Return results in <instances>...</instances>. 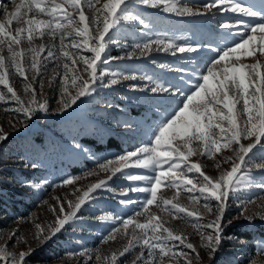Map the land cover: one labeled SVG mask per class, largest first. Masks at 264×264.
<instances>
[{
  "label": "rangeland",
  "instance_id": "1",
  "mask_svg": "<svg viewBox=\"0 0 264 264\" xmlns=\"http://www.w3.org/2000/svg\"><path fill=\"white\" fill-rule=\"evenodd\" d=\"M21 0H0V23H6L9 19L5 11L15 10ZM84 5L86 17H91L96 7H101L105 0H93L94 7L89 9L86 0H81ZM214 0H179V3L190 7L201 8L205 3H213ZM238 2L250 5L259 10L264 7V0H238ZM65 4L67 0H49V4ZM129 10L143 20V24L137 22L121 21L120 26L112 31V39L106 44L109 59L107 64H101V68L107 75L101 81L97 79L95 91L90 97H81L71 107L59 111L61 100V79L65 75L64 64L68 63L73 71L68 72L69 89L72 76H84L87 79V73L84 69L86 65L80 57L91 58L94 54L90 51L91 39L89 45H82L79 48H72V43L80 44L82 37L76 36L75 39L66 38L64 40V50L77 60L75 65L72 60L61 56V40L59 35L54 38L52 35L45 34L40 36L39 32L34 33L31 44L27 40V32L22 34L21 43L13 45L16 51L24 50L23 56L17 57V63L24 70V75L17 72L12 62L5 60L2 71L8 80V84H0V131L8 133L4 141H0V190L1 185L13 187L20 191V195L28 198V205L21 209V212L12 215L0 213V247H7L9 253H19L27 251L29 248L34 251L25 258L26 264H113L112 253L117 254L115 264H147V250L144 249V257L137 261L141 255V246H134L129 252L120 255L124 248L128 246L129 240L134 236L141 234V229L134 225H129L127 229L123 224L126 218H132L138 223H149V217H155L151 224L161 225V228H168L174 235L184 238L181 244L178 240H168L167 247L170 249L168 256L160 260L158 252L155 259L158 264H185L184 253L192 264H264V252L259 249L264 245V237H258L249 241L250 249H247L246 241L242 237L228 233L230 228L236 226L251 227L254 224L264 225V220L259 216L249 221L241 213L247 209L249 215L253 213H264V169L257 168L256 165L264 162V154L254 149L252 162L244 166V171L249 174V181L238 186V191L230 195L226 202V208L223 213L222 240L210 257L208 249L201 246V235H209L214 232L206 225L215 220L219 214V202L207 193L201 194L199 188L204 183L203 177L195 169L191 173L180 166V172L176 177H163L160 189H158L157 202L149 205L147 209L143 208V203L150 197V193L141 191H131L133 188L150 187L145 181L129 180L128 175H154L150 170L129 167L122 173L112 174L111 171H105L99 168V164L108 160H114L116 156L125 155L127 152L135 151L142 145L150 144L153 135L152 130L160 119L167 113L172 112L178 104L182 106L180 97L172 98L167 94L153 95L151 92L142 91V87L147 81L142 77H151L152 80H158L165 83L177 84L183 78L187 83L183 85L184 91H189L198 78L206 73L210 60L215 58L214 49L223 48L225 45L231 46L235 40L239 42V37L229 36L225 30L219 27L224 22H233L238 13L230 11L220 12L216 8L201 15L181 16L176 12H165L161 7H151L143 5L138 0H130ZM66 11L74 16L73 26L79 21V11L72 7H66ZM38 19H49L34 13ZM63 13H57V17H62ZM249 19L248 17H240ZM28 16L20 18L19 23L13 22L9 29L15 35V28L26 27L24 20ZM102 19L101 24L102 27ZM88 23V20L85 21ZM83 27V25H80ZM95 25L90 24V36L95 34ZM46 32L48 30H45ZM64 31H72V28L66 27ZM249 34H251L249 32ZM260 35L252 41L246 49L232 54V60L238 64L253 65L261 64L257 69L264 74V52H255L249 56L245 53L254 47H264V42L260 41ZM168 38L176 45H187L199 47L196 53H180L172 50H158L153 45L150 51L144 55L135 50V45L148 41H154L158 38ZM246 38V37H245ZM44 45L45 50L40 51V46ZM36 49L39 55L36 56L40 69L37 74L35 69L31 68L34 53L30 49ZM211 49V50H210ZM48 51L54 55L48 57ZM129 52H135L131 58L127 55ZM0 54L9 56L6 45L0 50ZM108 57H105L107 59ZM100 63V62H98ZM221 61L220 68L224 66ZM177 69H185L180 72ZM90 71V70H89ZM244 73L255 75L250 68H244ZM112 73H121L129 79L114 77ZM239 76V73L237 74ZM135 76L136 79L130 77ZM116 78L119 83L111 87H104L110 79ZM239 82V81H237ZM248 95L260 86V80H248ZM27 84H31L35 89L36 99L46 102L47 110H35L31 116H26L23 112H17L15 109L20 107L12 94L8 92V87H12L16 94L27 105L32 99L31 89L25 93ZM132 85H137L133 88ZM194 90V89H192ZM35 108L36 106L33 105ZM222 108V105L220 106ZM249 107H252L250 99ZM131 109L138 108L144 111L147 119H141L131 113ZM243 97L237 105L236 111L242 112ZM227 111L226 109H222ZM246 119V116L244 117ZM239 119V117H238ZM242 124L243 121L241 120ZM227 127V121L223 122ZM219 132V130H217ZM109 134L117 141L118 149L114 152L95 151L91 147L85 146L77 136L94 135L95 137H104ZM223 136L224 134H220ZM223 143L221 139L219 141ZM247 143L249 141H242ZM77 145L79 147H77ZM233 157L235 154L231 149H221V152L208 155H194L189 157V165L199 163L201 170L205 175L218 178L225 170H230L232 162L225 160L226 157ZM134 163V158L129 164ZM75 164V169H69V165ZM35 165V167H33ZM219 165V167H217ZM119 167V164H115ZM112 167V166H109ZM168 166L163 165L162 169ZM10 168H20L26 171L27 178L35 180L33 188H29L24 180H13L8 175ZM173 171H177L173 169ZM184 173L188 179H191L196 187L186 185L184 182ZM88 173H93L88 175ZM69 177L77 178L72 184L64 185L62 181ZM111 177V179H109ZM171 179L176 187L168 184ZM106 181L104 187L96 189L93 198L86 201L78 211L76 218L72 222L86 220L101 225V229L88 227L76 230L73 234L74 243L65 245L58 251L49 256L43 248L49 244V240L41 244L38 233L43 230V235H49V228L52 226L57 216H63L60 213V206L63 204L65 213L69 210V202L73 205L77 202L78 196L87 190L93 183ZM167 185V186H166ZM127 190L126 195H121ZM120 196L126 198L123 207H127L129 212L119 214L114 211L105 210L97 203L99 199L105 200L106 197L113 198L115 206L119 205ZM195 197V199L193 198ZM164 200L171 201L165 205ZM212 209L209 211L205 204ZM173 205H178L174 208ZM179 208L185 211H179ZM188 212H194L196 215L189 216ZM140 213V215H137ZM107 218L100 219L101 216ZM110 217H109V216ZM82 222V221H81ZM39 225V229L37 228ZM161 228L156 229V235H161ZM63 230V228H62ZM115 230V231H114ZM61 231V230H60ZM15 233V235H13ZM81 234L82 236H80ZM79 235V237L77 236ZM85 235L86 238H83ZM149 235H152L149 230ZM167 236V233H163ZM55 237V236H54ZM106 237H112L105 239ZM191 243L196 251L188 249L186 245ZM45 253V255H44ZM175 253V255H173ZM197 253L199 259H197ZM97 256L100 259H97ZM104 257H108L107 260ZM3 264V261H0Z\"/></svg>",
  "mask_w": 264,
  "mask_h": 264
},
{
  "label": "snow or ice",
  "instance_id": "2",
  "mask_svg": "<svg viewBox=\"0 0 264 264\" xmlns=\"http://www.w3.org/2000/svg\"><path fill=\"white\" fill-rule=\"evenodd\" d=\"M87 7L92 9L94 7L93 0H86ZM99 0H96L98 3ZM140 4L148 5L151 7H161L165 12H176L181 16H195L201 15L216 8L220 12L230 11L232 13L240 14V17H248L249 19H242L237 17L233 22H224L219 24V27L226 31L229 36L239 37V42L233 40L231 46L225 45L223 48L217 47L214 49L215 58L210 60L206 73L202 74L197 82L191 86L189 91H184L183 85L187 83L183 78L177 84L165 83L158 80H152L151 77H142L141 79L147 81L142 87V91L151 92L153 95H165L175 98L180 97L182 99V106L178 104L172 112L163 116L159 123L155 125L152 130L153 138L148 145H142L135 149V151L127 152L125 155L116 156L114 160H108L105 163L99 164V168L105 171H111L113 175L116 173H122L124 169L129 167L142 168L150 170L154 175H128L129 180L145 181L150 187L133 188L131 191H141L150 193V197L143 203V208L147 209L149 205L157 202L158 189H160L163 181V177H176L180 172V166L187 169L188 173H191L193 169L200 173L203 177L204 183L199 188V192L203 195L207 193L209 196L215 198L219 202V214L215 220L209 222L206 227L214 230L212 234L201 235V246L208 249V255L211 257L222 240L223 223L222 217L226 208V202L230 195L237 192L238 186L242 183L249 181V174L244 171V166L250 164L254 157L253 150L256 149L260 153L264 154V74L257 69L261 68V64L258 62L253 65L238 64L239 58L236 61L232 60V54L239 52L257 39V34H264V7L259 10L254 9L250 5H245L238 0H214L213 3H205L201 8H193L187 5L179 3V0H138ZM130 0H105L101 7H96L91 17H86L84 13V5L81 0H67L66 5L60 3L49 4V0H21L16 5L15 10L8 12L5 11L6 17L9 19L6 23H0V50L6 45L9 53L8 57L0 54V70L4 69L5 60L8 59L12 62L17 72L24 75V70L17 63V57L23 56L24 50L16 51L13 45H19L21 43L22 34L27 32V40L31 44L34 33L39 32L40 36L45 34L52 35L54 38L59 35L61 40L60 54L63 57L72 60V64L75 65L77 60L73 58L68 51L64 50V40L66 38L75 39L72 36V32H75L76 36L82 37L80 44L72 43V48H79L82 45H89V39H91L90 51L94 54L91 58L80 57L83 63L86 65L84 69L87 73V79L84 76L73 75L70 81L71 87L74 90L69 89L68 72L73 71L69 67L68 63H65L64 69L65 75L61 79V100L59 111H63L71 105L75 104L81 97H90L92 92L95 91L96 81H101L107 75L106 71L101 68V64H107L108 57L106 44L112 39V31L120 26L121 21L125 22H139L143 24V20L139 16L133 14L128 5ZM66 7H72L79 11V21L73 26L74 16L71 12L66 11ZM63 13L62 17H57V13ZM34 13H38L42 16H47L49 19H38ZM28 16V19L24 20L26 27L15 28V35L12 31L8 30L13 22L19 23L20 18ZM101 18L103 26L101 27ZM88 20V23L85 21ZM95 25V34L90 36L89 25ZM80 25H83L81 27ZM66 27L72 28V31H64ZM45 30H48L47 32ZM249 32L251 34H249ZM246 37V38H245ZM260 41L264 42V35H260ZM155 45L158 50H172L180 53H196L201 46L176 45L168 38H158L154 41H148L143 45H135V50L140 51L141 55H144L147 51ZM34 55L31 63V68L35 69L39 74V62L36 56L39 53L36 49H30ZM45 46H40V51H44ZM211 50V49H210ZM264 52V47H254L249 49L245 54L253 55L255 52ZM135 52H129L127 55L131 58ZM48 57H52L54 53L48 51ZM105 57H108L105 59ZM221 61H224V66L221 69ZM100 62V63H98ZM250 68L255 75L250 73H244V68ZM90 70V71H89ZM177 71L184 72L185 69H177ZM239 73V76L237 75ZM114 77H122L123 79H129L127 76H123L121 73H112ZM136 79L135 76L130 77ZM260 80V86L255 88V91L248 95V80ZM239 81V82H237ZM119 83L116 78L110 79L109 83L103 85L104 87H111ZM0 84H8L6 75L0 71ZM136 88L137 85H132ZM31 89L32 99L25 105L24 101L16 94L12 87H8V92L12 94V98L20 105L15 111L23 112L26 116H31L35 110H47L46 102H41L36 99L35 89L31 84L25 86V93H28ZM194 89V90H192ZM241 97H243V109L242 112H237V105L240 103ZM250 99L252 101V107H249ZM0 100L3 97L0 96ZM33 105L36 107L34 108ZM222 105V108L220 107ZM226 109L227 111H223ZM246 116V119L244 118ZM239 117V119H238ZM243 121L241 124L240 121ZM227 121L228 126L225 127L223 122ZM219 130V132L217 131ZM220 134H224L221 136ZM8 133L0 131V141L6 140ZM223 143H220V140ZM249 141L243 143L242 141ZM77 147H79L77 145ZM231 149L235 154V159L229 156L225 160L232 162L230 170H225L218 178H212L204 174L201 170L199 163L188 164L189 157L194 155H208L211 156L214 153L221 152V149ZM134 158V163L129 164V161ZM115 164H119V167H115ZM163 165H167L166 169H162ZM112 166V167H109ZM35 167V165H33ZM219 167V165H217ZM257 168L264 169V162L257 164ZM176 169L177 171H173ZM93 173H88L91 175ZM184 175V182L186 185H192L196 187L191 179H188ZM75 179L69 177L62 181V184H72ZM111 179V177H109ZM106 181H99L91 184L87 187V190L83 191L82 195L78 196L77 202L73 205L69 202V210L65 213L63 204L60 206V213H64L61 217L57 216L55 223L49 228V235H43L41 229L37 238L43 236L41 244L50 240L57 232H59L69 221H72L77 216V212L81 209V206L86 201L93 198V194L96 189L104 187ZM168 184L176 187L173 180L169 179ZM167 186V185H166ZM264 187V184L260 185ZM127 190L121 193L126 195ZM195 199V197H193ZM126 201H122L124 203ZM171 201L164 200V204L168 205ZM174 208H178V205H173ZM205 208L209 211L212 209L205 204ZM179 211L183 212L185 209L179 208ZM189 216H194L196 213L188 212ZM140 215V213H137ZM241 215L251 221L254 217L259 216L261 220H264V213L258 212L249 215L247 209L242 211ZM107 218L101 216L100 219ZM155 217H149V223H138L132 218H126L123 220L125 229L129 225H134L135 228L141 229V234L134 235L128 243V246L124 248L120 255H124L132 249L134 246H141V255L137 258V261L144 257V249L147 250V264H158L154 258L158 252L160 260L168 256L170 249L167 247L166 242L168 240H178L181 244L184 243V238L174 233L168 228H161V225H152L151 220ZM39 225L37 228L39 229ZM161 228V235H156V229ZM151 230L152 235H149ZM115 231V230H114ZM163 233H167L164 236ZM15 235V233H13ZM112 237H106L109 239ZM186 247L193 252L196 251L194 245L188 243ZM264 252V245L259 249ZM34 249L29 248L27 251H20L17 253H9L7 247H0V261L3 264H26L25 258L29 256ZM175 255V253H173ZM184 256L185 264H192V260L189 259L184 253H180ZM97 259H100L97 256ZM105 260L108 257H104ZM111 259L113 264L117 260V254L112 253ZM197 259L199 254L197 253ZM136 264V262H134Z\"/></svg>",
  "mask_w": 264,
  "mask_h": 264
},
{
  "label": "trees",
  "instance_id": "3",
  "mask_svg": "<svg viewBox=\"0 0 264 264\" xmlns=\"http://www.w3.org/2000/svg\"><path fill=\"white\" fill-rule=\"evenodd\" d=\"M131 113H133L136 117H139L141 119H147V115L145 116L144 111L142 109L133 108L131 109ZM79 140L82 141V143L85 146L91 147L95 151H101V152H114L118 149L117 141L112 138L109 134H104V137H95L94 135H80L77 136ZM75 164L69 165V169H75ZM9 173L8 175L12 176L13 180H24V182L27 184L29 188H33V185L35 183V180H30L27 178L26 171L20 169V168H10L8 169ZM0 190V213H4L5 215H12L14 213L21 212V209L28 205V198L26 196L20 195V191L13 188V187H7L4 185H1ZM120 202L119 205L116 207L115 202L113 201V198L106 197L105 200L99 199L98 204L105 210L114 211L116 213L126 214L129 212V209L127 210V207H123L122 201H125L126 198L124 196L119 197ZM78 213V212H77ZM109 216V215H108ZM110 217V216H109ZM73 221V220H72ZM69 221L68 224H66L63 227V230L57 232L50 240L49 244L46 248H43L46 251V253L51 256L54 251H58L61 249V247H65V245H70L74 243V238L72 237L73 234H75L76 230L81 228H88V227H95L97 231L100 232L101 225L96 226L94 223H90L86 220H80L78 222H72ZM82 221V222H81ZM228 233H233L234 235H237L239 237H242L246 241L247 249H250L249 241H252L256 238L255 235L258 237L263 238L264 237V225L260 224H254L251 227L246 226H236L233 228H230ZM82 236L81 234H79ZM79 235H77L79 237ZM83 238H86L85 235ZM249 240V241H248ZM58 249V250H57ZM45 255V253H44Z\"/></svg>",
  "mask_w": 264,
  "mask_h": 264
}]
</instances>
